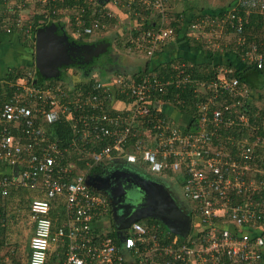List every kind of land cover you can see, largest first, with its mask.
Returning <instances> with one entry per match:
<instances>
[{"label":"built area","instance_id":"1","mask_svg":"<svg viewBox=\"0 0 264 264\" xmlns=\"http://www.w3.org/2000/svg\"><path fill=\"white\" fill-rule=\"evenodd\" d=\"M101 1L74 0L69 5L66 0H4L9 16L0 25L6 33L14 28L34 40V16L50 25L62 13L72 20L60 19L71 25L70 37L91 42L118 23L114 13L119 7L132 5L138 16L132 28L136 34L131 33L127 42L135 50L152 59L178 36L170 25L166 0ZM144 7L155 20L147 30H141L138 21L145 20L140 12ZM256 13L264 19V0H235L222 15L197 13L186 36L212 53L232 51L228 47L232 43L234 53L244 50L241 62L262 69L264 50L244 35L246 20ZM172 72L166 80L154 72L138 79L118 73L111 83L93 76L71 85L63 80L37 82L35 70L16 81L0 79V199L12 188L40 195L29 206L33 235L28 264H46L50 252L59 247L64 251L62 264H155L156 257L161 264H260L264 118L249 116L250 91L232 68L213 65L209 79H201L183 63L174 64ZM186 88L194 111L188 124L177 126L163 117V106L173 102L156 99L171 91L174 102L184 106ZM114 91L132 103L126 112H111ZM56 125L70 130L67 143L50 132ZM130 138L139 142L134 152L126 149ZM121 158L151 174L179 176L184 197L195 203L191 211L198 219L195 239L187 244H178V238L160 243V226L146 228L139 222L129 226L131 234L119 245L98 235L99 222L111 210L107 199L86 181L99 167ZM54 203L63 210L58 224L50 218ZM124 250L132 253L125 257Z\"/></svg>","mask_w":264,"mask_h":264},{"label":"rangeland","instance_id":"2","mask_svg":"<svg viewBox=\"0 0 264 264\" xmlns=\"http://www.w3.org/2000/svg\"><path fill=\"white\" fill-rule=\"evenodd\" d=\"M233 2V0H167L166 1V7L168 10L171 12V19H180L181 16L184 15L187 9L189 7L195 8V13L201 12V9L206 8V9H215V10H221L227 8V5H230ZM11 7V3L9 4ZM135 6H126V7H119V12L114 13L117 16L118 23L117 24H112L111 28H109L108 33L104 34V38H108L110 41V47L108 48V53H104L99 55L98 57H90L91 61L93 59L94 62L92 64V72H89L86 74L83 70H79L80 67H75V68H64L67 69L65 71L64 76H63V81L66 83L71 84H76L80 80L83 79H91L93 78V75L96 76L97 79L108 81V83H111L115 77L116 73H122V74H129L131 70L132 71V66L129 64L130 62H139L142 63L144 62L147 58L143 53L135 50L129 43L127 42V39L130 38V34L132 33V28L133 24L136 21V18L138 16L134 14L135 12ZM185 11V12H184ZM11 15V13H10ZM9 16V13L7 12V7L3 9V11L0 14V20L3 17ZM178 16V17H177ZM67 17V16H66ZM180 17V18H179ZM63 28H61L65 33L68 35L71 34V31L73 30L69 25H67L66 22H62ZM77 40V39H73ZM83 42H86L85 39H81ZM93 41H98L100 39H92ZM229 43L227 40L225 41ZM228 45V44H227ZM230 50H234V44L230 43L229 46ZM115 57V63L114 62H109L112 58ZM22 58V55L20 57L15 55L14 50H10L9 46L5 44V42L0 41V74L6 70L7 68L10 67H17L20 63L21 60L24 59V56ZM127 59L125 62H123L124 59ZM21 59V60H20ZM121 60V62H120ZM108 61V65L105 64ZM112 61V60H111ZM71 65V64H69ZM95 65V66H94ZM35 67V66H34ZM104 67V69H103ZM129 69V70H128ZM19 72L23 74H27L31 70H33L31 67H25V65L19 66L17 68ZM59 70V69H58ZM104 72V73H103ZM127 72V73H126ZM61 73V72H60ZM107 73V74H106ZM133 74V73H132ZM107 75V76H104ZM108 75H110L108 77ZM112 75V76H111ZM245 85V84H244ZM252 92L254 96H257V98L260 96L261 100H253L252 101V106L254 107L255 102H256V107L258 110L254 114H259V109L264 108V81L259 82L254 89H252ZM172 115L175 116L174 113ZM260 115V114H259ZM180 125L182 122H178ZM141 169V170H140ZM136 168L137 172L143 173L146 176L151 175V177L158 181V183H161L165 186V188L168 191V194L170 198L173 200L175 205L184 213H191L192 209L195 207V203L192 201L187 200L184 195H183V190L181 187V182L179 176H162V175H156V174H151L147 172L145 168ZM133 198V195H125L124 196V211L128 210L129 208H125L127 205L131 204V199ZM9 200V198H8ZM8 200H5V207L4 211H6V218H10V216H19V218H22L21 215V210L22 206L27 205V197L25 196L23 199V202H18L15 203L18 204L14 210V203L10 204ZM17 200V198H15ZM23 203V204H22ZM25 209V208H24ZM16 211V212H15ZM22 210V214H23ZM19 212V213H18ZM122 212L119 208L115 209V214L114 216H110V219L104 220L103 223L104 225H108L109 220L112 221L113 226L115 228L119 227V220L122 222L124 219L122 218ZM25 216V215H24ZM185 217V216H182ZM11 221V220H9ZM193 223H196L195 218L192 219ZM31 221L29 220V223L25 222L23 223L22 229L20 232H17V230L13 227V233H9L7 238L5 237L4 242L0 245V264H27V252H28V247H29V242L32 237V232H33V226ZM10 222H6L5 228H9ZM7 224H9L7 226ZM110 231V229H109ZM122 235L125 233L127 234V230H122L121 231ZM130 233V232H128Z\"/></svg>","mask_w":264,"mask_h":264},{"label":"crops","instance_id":"3","mask_svg":"<svg viewBox=\"0 0 264 264\" xmlns=\"http://www.w3.org/2000/svg\"><path fill=\"white\" fill-rule=\"evenodd\" d=\"M4 6H5L4 0H0V14L3 11V9H4ZM189 10H188L187 13H191ZM203 10H206V8H203ZM209 10H212L213 11L215 9H209ZM194 11L195 10H193V12ZM203 12H205V11H203ZM186 15H188V14H186ZM113 22H115V21H113ZM108 31H109V29H108ZM108 31L106 32V34L108 33ZM180 38L181 37L179 36L178 38H176V40L171 41L168 44H166V46L163 47V49L161 50V52H158L156 54V56L153 57L152 59H146L142 63L133 62V61L130 62L129 64L132 66V71L128 69L130 71L129 74L130 75H136V74H139V73H142L143 74L145 71L146 72L149 71V72L157 73L158 70H159V68H161V67L164 68L165 65H167L169 63L172 64V63H175L176 62L175 64L183 63V64H186V65H191L194 69H195V67H197L198 70L200 71L198 76L201 79H203V78H205V74H206V77L208 76V70H207L208 68H205L206 70L204 69V71H202L201 69H203L207 65L210 66V70L212 69L211 67L213 65H220L221 67H229V68H232L233 66H235L237 69L238 68L240 69V67L242 65H244V63L241 62L236 57L237 59H235L236 61H234V63H233L234 65L232 67L229 66V63H228L229 60H227V59L230 58V56H231L230 54H234V55L236 54V53H234V51L217 52V53H212V52H208L207 51L208 52V55H207L204 52H200V51L197 52L196 50H189V49L187 50L186 47H184V45H185L184 42L180 41ZM29 39H31V38H29ZM29 39L28 40L27 39H24L26 41L23 40V42H22V39H20L18 36H16V35H10V36L9 35H5V33L3 31L2 32L0 31V41L5 42V44H7L9 46V49L10 50H14L15 51V55L18 56V57H20L22 55V58H23V56H25V57L27 56V58H28L29 56H31V54L33 52L35 53L34 46H33V49H29L30 47H28L31 44H34L35 45V38H34V41L33 42L30 41ZM98 39H99V37H98ZM99 41H102L103 43L105 42V44H107V49H108V47H110V41L108 40V38L106 39L103 36L101 37V40L91 41V42H99ZM30 42H31V44H30ZM114 58L115 57L112 56V59H111L112 61L110 60L109 62H114L115 63V59ZM25 60H26L25 58L22 59L21 60V63L16 68H18L19 66H21L22 63H26ZM126 60H128V58L127 59L125 58L123 60V62H125ZM120 62H121V60H120ZM22 65H24V64H22ZM14 68L15 67H10V68H7L6 70H4L0 74V79L5 78L6 71L12 70ZM64 73H65V71H64ZM202 74H204L203 77H202ZM104 76H107V75H104ZM109 76L110 75H108V77ZM100 81H102V80H100ZM102 82L106 83L108 81H104L103 80ZM247 88L250 91V94H249V97H248V103H247V107H248V110H249L252 107V101L255 100L257 98V96H254V94H253L252 90L250 89V87H247ZM114 95L115 96H114L113 100H111V102H110L111 103V108H110L111 112L112 111L113 112H116V113L126 112L131 107V104L132 103L130 102V100L128 98H127V100H122L123 97H125V96H123L122 94H120L118 91H114ZM121 97H122V99H121ZM173 118H174V115H173ZM173 122L177 126H181L183 124V122L181 123V125L178 123V122H181V121H175V120H173ZM58 128L59 127L57 125L50 128V132L52 133V135H54V136H57L58 135L56 133V131H57ZM132 143H134V144H132ZM138 143L139 142H138V140L136 138H130V140L126 144V149H128L129 151H133L134 148H135V145L137 146ZM72 157H75V156H72ZM114 168H118V169L114 170L115 173H121L122 172L125 175L135 174L137 176V174H140L142 176H146L145 174L136 171V168H138V169L144 168L143 166L128 164L124 159L121 158V159H119L117 161H112L109 164L103 165L101 168L99 167L95 171V173L93 172L94 175L93 176L91 175L88 178V180L89 179L96 180L98 178H100V180H103L105 177L108 176L107 174L110 171L112 172V170ZM118 170L121 171V172H118ZM147 172H149V171L147 170ZM97 175H98V177H97ZM163 176H166V175H163ZM170 176H175V175L170 174ZM146 180H148V179H146L144 177H140V182H139L140 184H139V186L142 185V181H146ZM93 189H95V192H99L100 194H102L107 199L109 208L111 210L110 211V215L107 216L105 219H102L99 222L98 227L100 229L98 230L99 231V234L98 235H100V236L103 235L102 237H105V238L107 237V238H110L112 240V238L109 237L108 233H110L111 231H114L116 233V235H117L118 240H120L119 239V236H118V233H117L118 232V228H115V226H113L112 221L109 220V222H108L109 224L108 225H104V223H103L104 220L110 219L109 217L112 216V214H113L112 213L113 212L112 211L113 210V206H112V203L113 202H111V204H110V202L108 200V197L101 192L100 188L93 187ZM25 196L28 199L27 205L29 204V206H30V203L35 198L40 197V195L37 192H34V191H30V190L28 191V190L19 189V188H12L10 190V192H9V195L5 199L8 200V198H9L8 201L10 202V204L14 203V210H15L16 206H18V204H16V203L20 202V204H21V202H23V199H24ZM15 198H17V200H15ZM15 201H16V203H15ZM27 205H26V207L25 206H22V210H24L23 211V214H22V210H21L22 218L21 217L19 218V216H10V218H8V220H11V221H7V222H10L9 223L10 225L7 224V226L9 225V228H5L6 229V232L4 233L5 234L4 236L6 238H7V236H8L9 233H11V232L13 233V229H12L13 227L17 230V232H20L21 229H22L23 223L25 224V222L29 223V220L31 221V219H30V211L28 210V206ZM60 206H61V209H62V205L61 204L60 205L59 204H55L53 211L60 210ZM186 214L190 217L189 230L186 232V234L184 236H180L178 234H175L177 237H185V236H189L190 237V232L193 233L192 234L193 236H197L198 235V229H196V225H197V222H198L197 216L196 215L193 216L191 213H186ZM194 218L196 220L195 221L196 223H193V221H192V219H194ZM62 220H63V216H61V221ZM152 221H154V222H152ZM136 222H139L141 225H143L146 228H150V226H152L153 224L154 225H158V226H160V229H161L162 234L167 229L166 226L161 223V220L156 219V218H146L144 220H140V221H136ZM30 223H32V222H30ZM32 226H33V224H32ZM109 229H110V231H109ZM128 232H130V233H128ZM170 233H173V232L170 231ZM32 234H33V232H32ZM130 234H131V231H129V229H127V234L124 233L122 236L125 237L126 235H130ZM2 236L3 235L0 234V239L2 238ZM165 236H169V235H165ZM3 242H4V240L1 241V244ZM28 250H29V247H28ZM63 252H64L63 251V248H60V247L58 248V250H56L54 248L52 250V252H50V255H51L50 260H53L52 259V257H53L52 254H55L56 253L58 255V257L56 258V261L57 262L56 263L54 262L52 264H62L63 258H64ZM261 256H262V260H261V263L260 264H264V249L261 250Z\"/></svg>","mask_w":264,"mask_h":264},{"label":"trees","instance_id":"4","mask_svg":"<svg viewBox=\"0 0 264 264\" xmlns=\"http://www.w3.org/2000/svg\"><path fill=\"white\" fill-rule=\"evenodd\" d=\"M78 1L80 3L83 2V0H78ZM234 2H235V0H233V2L230 5H227L226 6L227 8H225V9L223 8L221 10H213V11L209 10V9H206V10L201 9L200 13L205 11V12H203V13H205L203 15H207V14H209L210 16H216V15H220V14L222 15V13L225 12L228 9V7L231 6ZM66 3L69 4V5H72V4H74V0H66ZM103 3H104V1L102 0L101 4H103ZM99 7H100V5L97 6V9ZM91 9H93V7ZM189 9L188 10L191 13H187L188 10H186V12L184 11L185 12L184 13L185 17H184L182 22L177 21L174 18L171 19V12H170L169 13V18H168L171 21L170 25L172 27H176V31L178 33L177 38L179 36L181 37L180 41L184 42V44H185L184 47H186L187 50L188 49L189 50H196L197 52H199V51L200 52H204L205 54L208 55V52L204 48V44L202 42H195V41L191 40L190 38H188L186 36L187 25L189 24V22H191L194 19L193 17L198 13V12L195 13V11L193 12V10H195V8L189 7ZM140 12L145 17V20L142 21V22H141V20H138L140 23H142L141 30L151 29V27H153V23L155 22L154 14L151 12L150 8H145V7L140 9ZM99 13H100V11H96V15H98ZM186 14H188V15H186ZM62 16H64V15H62V13H60V15H59L58 19L56 20V22H53V23L51 22V24L56 25L58 27V29L59 28L60 29L63 28L62 21L60 20ZM86 17H87V20H88L87 24H90V20L92 18L91 12L90 13L89 12L86 13ZM40 19H42V18L39 17V16H34L33 17V32H35V30L38 29L39 27H43V26L47 25L46 22L39 23ZM66 21L69 22V21H72V20L68 16ZM104 21L108 22L109 19L105 18ZM112 22H113V20L110 19V23H112ZM69 26L71 27L70 24H69ZM0 31L1 32L3 31L5 33V35H9V36L10 35H16L20 39H22V42H23L24 39H27V40L29 39L21 31H19L17 29L14 30V28H13L12 32L6 33L2 29V27L0 25ZM132 34L135 35L136 31H132ZM66 35L68 36L69 40H71V42H73L75 44H78V45H80V44L82 45V43H83V42H81L82 40H80V39L79 40H73L70 37V34L68 35L66 33ZM244 35L246 36L247 41L249 43L254 41L258 45H260V49L264 50V19H262V17L260 15H258L257 13L251 15L249 17V19L246 20V22H245ZM29 40L32 41V42L34 41L32 39H29ZM24 41H26V40H24ZM30 44H31V42H30ZM33 46H34V44H31L28 47H30L29 49H33ZM243 52H244V50L241 49L235 55L234 54H230L231 55L230 58L227 59V60H229V62H228L229 66L232 67L234 65L233 63H234V61H236L235 59L238 58L240 60V56H241V54ZM24 58L26 59L25 60L26 63H22V64H24L25 67L26 66L27 67H31L33 70H35V67H34L35 66L34 65V52L28 58H27V56L26 57L24 56ZM175 63H172V64L169 63V64L165 65L164 68H162V67L159 68L157 74L160 75L164 80L169 79V77L173 74L172 67H173V64H175ZM205 68H208L207 70H210V66L209 65L205 66L201 70L204 71ZM232 69H233V75L235 77H237L241 83L245 84V86L250 87L251 90L254 89V87H256L259 82L264 81V67L262 69H257L256 65H254V64L253 65L252 64L248 65V64L244 63V65H242L240 67V69L239 68L237 69L235 66H233ZM195 71L197 72V74H199V72H200L197 67H195ZM5 74H6L5 78H3V79L6 80V81H16L22 75V73L19 72L17 70V68H14L12 70L6 71ZM116 74H118V73H116ZM116 74H113V75H116ZM124 75L125 76H130L132 79H138L140 77V75H142V73H139V74H136V75H130V74H125L124 73ZM35 76H36V81L37 82H41V81H43L45 79V78L41 77L37 72L35 73ZM63 76H64V74L63 75L59 74V76L57 78H50V80H52V82H58V80H63L62 79ZM203 76H204V74H202V77ZM210 77H211L210 75H208L206 77V74H205V78L206 79H209ZM6 91L8 92L9 90H6ZM8 93H10V92H8ZM190 94L188 92V89L186 88L184 90V94H183V97L186 100V104L184 106H181L180 104H177V103L174 102V100H173L174 97H173V94H172L171 91H169L168 93H166L163 96H158V98L156 99L158 101L160 100V101L164 102V101L169 100V101L173 102L172 106H168V105L163 106V115L164 116L163 115L162 116L164 118H166V117L170 118L171 117L172 121L175 120V121L183 122V124L181 126H184V125L188 124V122L191 119V115H192V113L194 111V108H193L192 102H191ZM121 99H122V97H121ZM256 99L257 100L258 99L261 100L260 96L258 98H256ZM122 100H127V97L126 96L123 97ZM255 105H256V102H255ZM255 105H254V107L252 106L249 109V111H250L249 116H251V114L253 115L256 112V110H258ZM172 113L175 114V116H174V118L176 117L175 119L173 118ZM259 114H260L259 118H264V108L259 109ZM56 133L58 134L57 136L60 137L64 143H67L70 140L71 132H70V130L67 127L59 126V128L56 131ZM132 144H134V143H132ZM71 161L77 162L75 157H72ZM78 165L80 167H83L82 162H79ZM1 167H2V165L0 164V177L3 174L2 171H1ZM94 171H95V169H94ZM5 200L6 199H0V234L3 235L2 238L0 239V244H1V241L5 239L4 238L5 237L4 233L6 232V229H5L4 226H5L6 222L9 221L8 218H6V214H7L6 211H4V207H5L4 205L6 204ZM54 204H59V203H54ZM27 206H28V210H29L30 209L29 204ZM62 214H63V210L61 209V206H60V210H58V211L55 210V211L51 212L50 218H51L52 222L55 223V224L60 223L61 222V216H63ZM152 222H154V221H152ZM192 234L193 233L190 232V237L189 236L177 237L175 234L170 233V231H168L166 229V231L162 235L159 236L160 237V243H161V241H164V242L167 241V240L171 241V240H173V239H175L177 237L179 239L178 240V244H181L182 242H185L187 244L189 240L195 239L194 238L195 236H193ZM108 235H109V237L112 238V240H113V242L115 244L119 245V240H118L117 235H116V233L114 231H111L110 233H108ZM165 235H169V236H165ZM167 237H168V239H167ZM131 253H132L131 251L127 252L125 250L121 252V254L123 256H125V257H127L126 255H130ZM29 254H30V250H28V252H27V264H28ZM52 255H53V257H52L53 260H50V258H51V255H50L48 257V261H47L46 264H52L54 262L55 263L57 262L56 258L58 257V255L56 253L52 254ZM161 261H162L161 258H158V257L155 258V264H161ZM220 263H222V261Z\"/></svg>","mask_w":264,"mask_h":264},{"label":"water","instance_id":"5","mask_svg":"<svg viewBox=\"0 0 264 264\" xmlns=\"http://www.w3.org/2000/svg\"><path fill=\"white\" fill-rule=\"evenodd\" d=\"M58 30L61 31V34H58ZM90 47L94 50L91 57H98L107 51V44L91 45ZM80 48L82 47L70 42L66 33L62 29H58L56 25L39 27L35 33V71L45 79L57 78L60 74L59 67L73 64L72 59L76 57L75 53H78ZM86 184L94 187L90 179L86 181ZM138 189L141 192V198L135 203L131 201L132 204L125 207L129 208L128 210L124 211L123 198L125 195L119 197L121 201L112 203V216H114L116 208H119L123 213L124 221L119 220L117 232L121 241L123 239L122 230L128 229L132 223L146 218L161 220L163 225L174 234L180 236L186 234L189 230L190 217L175 205L164 186L148 179L142 181V185Z\"/></svg>","mask_w":264,"mask_h":264},{"label":"flooded vegetation","instance_id":"6","mask_svg":"<svg viewBox=\"0 0 264 264\" xmlns=\"http://www.w3.org/2000/svg\"><path fill=\"white\" fill-rule=\"evenodd\" d=\"M58 34H61V32L59 30H58ZM69 41L71 42V40H69ZM98 44H105V42L104 43L102 41H99V42H83L82 45L81 44L80 45L75 44V45L80 46L82 48L79 49L78 53H75L76 57H74L72 59L73 64L68 65V66L59 67V70L61 72L60 74L63 75V73H64L63 69L67 68V67L68 68L80 67V69L79 68L78 69L83 70L86 74H88L89 72H92V70H93L92 64H93L95 59H93L92 61L90 59L91 54L94 51L92 49V47H90V46L91 45H98ZM86 45H88V46H86ZM108 51L109 50L107 49V51L105 53H108ZM102 54H104V53H102ZM105 64L108 65V61ZM67 69H64V70L66 71ZM116 169H118V168H114L112 170V172L109 170L110 172L107 174L108 176L106 175L107 177H105L103 180H100V178H98L96 180H90V182L92 183V185L94 187L100 188L101 192L108 197L110 204H111V202L116 203L118 201H121V198H119V197H123L124 195H127V194L133 195V199H131L132 203L139 201V198H141V196H140L141 192L138 189V186L140 184L139 183L140 177H144L146 179L156 181L151 177V175H147V176H142L140 174H137V176L135 174L125 175L124 173H122L119 170H118V172H121V173H115L114 170H116ZM97 177H98V175H97ZM159 184H161V183H159ZM161 185L164 186L163 184H161ZM164 188H165V186H164ZM124 190H125V193H124Z\"/></svg>","mask_w":264,"mask_h":264},{"label":"clouds","instance_id":"7","mask_svg":"<svg viewBox=\"0 0 264 264\" xmlns=\"http://www.w3.org/2000/svg\"><path fill=\"white\" fill-rule=\"evenodd\" d=\"M129 229V228H128ZM127 230V229H126ZM124 238V237H123ZM122 241L121 240H119V243H121Z\"/></svg>","mask_w":264,"mask_h":264}]
</instances>
